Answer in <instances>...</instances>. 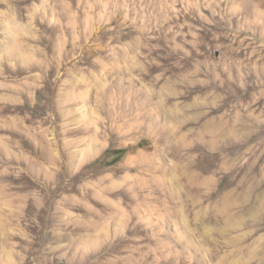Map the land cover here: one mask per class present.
Returning <instances> with one entry per match:
<instances>
[{"label": "rangeland", "instance_id": "obj_1", "mask_svg": "<svg viewBox=\"0 0 264 264\" xmlns=\"http://www.w3.org/2000/svg\"><path fill=\"white\" fill-rule=\"evenodd\" d=\"M226 195L264 237V0H0V264H233Z\"/></svg>", "mask_w": 264, "mask_h": 264}, {"label": "bare ground", "instance_id": "obj_2", "mask_svg": "<svg viewBox=\"0 0 264 264\" xmlns=\"http://www.w3.org/2000/svg\"><path fill=\"white\" fill-rule=\"evenodd\" d=\"M177 131L178 130L170 131V136H175ZM182 137L183 136H179L178 140L182 139ZM181 158L182 157H180V159L178 158L179 159L178 163L180 164L182 163ZM188 165L189 163H187L183 167H179V177L184 174L186 178H188V176L190 175V166ZM155 170L158 172H164V170L166 169L165 167L163 169L162 165L160 166L156 165ZM199 182H200L199 185L203 186L208 182V179L202 178L200 179ZM222 203H223L222 207L214 209L212 214L209 216L207 220L208 224L204 225L203 232L201 234L202 242L208 244L209 247L215 250L216 245H218V240L216 239V236L225 238L226 246L233 247V248L230 247V251L227 252V258L229 259L233 258L232 260L233 264H243L242 262H245L246 264V262L250 263L251 261L257 262L258 260L261 259L264 260V237L259 236L257 239L252 240L251 243L246 244L249 238L248 234L232 235V233L237 232L241 228L242 224H240L239 222L233 219V214L230 211L231 209H233V204L229 201L227 195L224 196ZM259 213H262V210L251 212V214L255 216L258 215ZM219 218L222 219L223 225L220 228H217L216 225ZM252 246L253 248H251ZM243 257L246 258L245 260L247 261H244ZM203 258L204 257H202V260ZM208 258L210 260L217 259L216 256L214 257L213 251H210V255L208 256ZM221 261L222 260H220V262L218 263L221 264Z\"/></svg>", "mask_w": 264, "mask_h": 264}]
</instances>
